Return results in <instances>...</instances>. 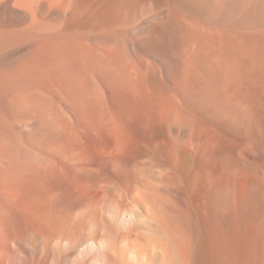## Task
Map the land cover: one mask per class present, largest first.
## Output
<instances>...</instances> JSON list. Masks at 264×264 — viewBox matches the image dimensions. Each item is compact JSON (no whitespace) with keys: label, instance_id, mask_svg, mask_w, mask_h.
<instances>
[{"label":"bare ground","instance_id":"1","mask_svg":"<svg viewBox=\"0 0 264 264\" xmlns=\"http://www.w3.org/2000/svg\"><path fill=\"white\" fill-rule=\"evenodd\" d=\"M259 37L264 0H0V264H264Z\"/></svg>","mask_w":264,"mask_h":264},{"label":"rangeland","instance_id":"2","mask_svg":"<svg viewBox=\"0 0 264 264\" xmlns=\"http://www.w3.org/2000/svg\"><path fill=\"white\" fill-rule=\"evenodd\" d=\"M257 39H261V41L262 42H264V37H259V38H257ZM261 53V54H260ZM259 53V55H258V57L256 58V59H261V57H263L264 56V51H262V52H260ZM259 56H261V57H259ZM259 59H258V61L256 60V63L258 62L259 63ZM263 60V61H262ZM262 60H260L261 61V63H264V58H262ZM257 63V64H258ZM259 81V82H258ZM262 80H256V84H257V86H259V85H261L260 84V82H261ZM252 95H253V106H254V111H255V131L256 132H258L259 133V129H260V127H259V118H258V116H259V112H257V111H259V110H261V108H264V92H260V90L257 88L254 92H252ZM260 95V96H259ZM262 97V98H261ZM256 104V105H255ZM263 105V106H262ZM262 106V107H261ZM261 107V108H260ZM258 108V109H257ZM260 108V109H259ZM256 112L258 113V115L256 114Z\"/></svg>","mask_w":264,"mask_h":264}]
</instances>
